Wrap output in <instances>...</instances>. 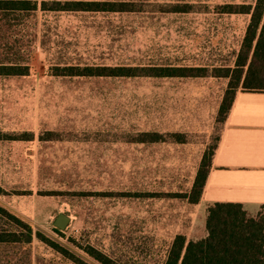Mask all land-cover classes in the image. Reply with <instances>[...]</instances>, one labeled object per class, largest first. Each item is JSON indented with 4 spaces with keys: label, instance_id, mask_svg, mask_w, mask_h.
Masks as SVG:
<instances>
[{
    "label": "rangeland",
    "instance_id": "1",
    "mask_svg": "<svg viewBox=\"0 0 264 264\" xmlns=\"http://www.w3.org/2000/svg\"><path fill=\"white\" fill-rule=\"evenodd\" d=\"M110 1L137 9L38 10L28 18L31 68L26 76H0V131L33 138L0 141V204L89 264L98 263L87 246L119 264H162L176 235L206 236L203 209L179 195L190 192L221 132L228 78L61 77L51 68L233 67L249 15L219 6L255 0ZM177 4L189 11L170 12ZM145 132L165 140H135ZM260 210L245 211L255 217ZM59 213L69 217L64 229L53 224ZM0 256V264H75L35 236L0 248Z\"/></svg>",
    "mask_w": 264,
    "mask_h": 264
},
{
    "label": "trees",
    "instance_id": "2",
    "mask_svg": "<svg viewBox=\"0 0 264 264\" xmlns=\"http://www.w3.org/2000/svg\"><path fill=\"white\" fill-rule=\"evenodd\" d=\"M190 5H173L170 12H188ZM137 5L124 1L87 0H0V76H26L30 72V52L34 37L26 33L28 18L38 10L44 12H131ZM219 12L248 14L245 29L233 67L219 66L209 69L201 66L175 65H79L62 64L51 68V75L61 77H166L196 78L224 77L228 85L221 100L218 116L224 122L238 89L264 91V0L254 4H225ZM48 136L50 132L46 133ZM176 142H183L180 134H171ZM33 134H12L0 131V141L31 140ZM47 138V137H46ZM46 140H49L48 138ZM139 142H159L165 137L157 132H145L135 139ZM216 143L209 154H204L188 194H180L196 204L201 196ZM6 191L0 186V196ZM255 217H248L239 203L214 202L205 215L206 236L186 240L178 234L170 243L162 264H264V205ZM34 236L75 264H89L60 243L39 231L0 204V248L22 247L30 244ZM84 253L98 264H119L94 247L87 246ZM5 257L0 256V260ZM6 264V263H3Z\"/></svg>",
    "mask_w": 264,
    "mask_h": 264
},
{
    "label": "crops",
    "instance_id": "3",
    "mask_svg": "<svg viewBox=\"0 0 264 264\" xmlns=\"http://www.w3.org/2000/svg\"><path fill=\"white\" fill-rule=\"evenodd\" d=\"M214 202L239 203L251 213L264 205V91L235 92L195 204L204 219Z\"/></svg>",
    "mask_w": 264,
    "mask_h": 264
},
{
    "label": "water",
    "instance_id": "4",
    "mask_svg": "<svg viewBox=\"0 0 264 264\" xmlns=\"http://www.w3.org/2000/svg\"><path fill=\"white\" fill-rule=\"evenodd\" d=\"M68 222H69V217L63 213H59L55 217L53 224L59 229H64L66 225L68 224Z\"/></svg>",
    "mask_w": 264,
    "mask_h": 264
}]
</instances>
